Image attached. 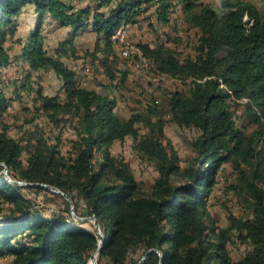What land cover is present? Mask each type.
<instances>
[{"label": "trees", "instance_id": "obj_1", "mask_svg": "<svg viewBox=\"0 0 264 264\" xmlns=\"http://www.w3.org/2000/svg\"><path fill=\"white\" fill-rule=\"evenodd\" d=\"M176 3L185 21L200 31L196 56L180 60L163 44L138 49L161 74L191 80L187 93L172 92L167 100L172 121L198 133L191 143L194 157L184 168L164 143L165 121L156 108L119 119L115 99L78 87L75 72L47 54L41 35L48 18L73 37L90 28L112 50L118 27L136 23L151 5L166 22ZM26 6H32L38 23L22 58L31 71L52 70L64 96L42 97L38 91L40 109L50 122L58 124L59 117L75 122L76 140L66 159L58 141L50 144L35 134L23 144L9 137L2 121L8 103L0 93V170L37 185L15 186L0 174V256L12 257L11 264H89L97 235L64 215L44 217L22 191L40 193L47 185L67 195L75 212L83 204V216L96 218L105 238L98 264H139L130 259L137 251L140 264H264V18L257 7L244 0H221L218 9L201 0H92L84 7L74 0H0V66L8 63L2 46L15 34V18ZM107 75L115 79L110 69ZM236 103L243 106L249 129L237 126ZM127 137L158 174L148 190L140 187L130 164L111 152ZM224 165L237 175L232 188L248 216L228 215L222 230L206 204ZM66 208L69 213L68 203ZM232 236L249 246L239 260L228 250Z\"/></svg>", "mask_w": 264, "mask_h": 264}, {"label": "rangeland", "instance_id": "obj_2", "mask_svg": "<svg viewBox=\"0 0 264 264\" xmlns=\"http://www.w3.org/2000/svg\"><path fill=\"white\" fill-rule=\"evenodd\" d=\"M201 1L212 9H218L221 3V0ZM244 1L255 5L264 18V0ZM74 2L77 6L84 7L91 4L92 0H74ZM177 8L175 5L172 8L173 13H168L166 22H163L158 19L155 5H151L145 13L138 16L136 23L125 24L126 43L118 46L112 43V50H108L105 43L90 28L79 31L73 37L70 35L69 28H59L48 18L45 19L41 35L47 54L51 57H59L67 68L75 72L78 87L115 99V114L119 119L127 120L135 113L143 114L149 108H156L157 113L165 121L164 143L175 151L181 167L184 168L194 157L191 143L198 133L193 128L180 127L172 121L167 100L172 92L187 93L191 80L171 79L164 75L163 80H160L162 74L155 67L142 64L133 55L125 58L120 53L125 47L138 49L139 44H148L151 47L163 44L180 60L194 58L200 31L189 25L180 11L181 8ZM15 19V34L7 37L2 46L8 56V63L0 66V93L8 103L7 110L2 115L3 124L7 126V135L23 144L27 142L30 135L35 134L47 138L50 144L58 141L60 153L69 159L73 154V142L76 140L75 122L67 117V120L59 117L58 124L50 122L40 109L38 98V91H41L42 97L59 96L60 100H64L61 91L62 82L52 70L37 72L29 70L22 58V48L28 36L34 34L38 23L33 16L32 6H26ZM107 69H110L115 76L114 80L109 79ZM232 108L235 111L234 118L237 126L241 129H249L251 124L245 119L243 106L236 103L232 105ZM140 132L144 134L145 130L140 127ZM133 145V140L127 137L123 142L114 143L111 152L116 158L130 164L140 187L148 190L158 174L153 164L141 158ZM22 159L25 163L26 153H23ZM0 174L6 180L9 178L11 181L21 182L11 179L5 168L0 170ZM236 179L237 175L232 168L224 165L216 176V184L207 200L206 207L210 218L222 230L229 224L228 215L238 218L248 216L246 204L232 188L236 185ZM13 185L22 188L37 186ZM44 188L48 191L40 193L26 189L22 191L38 206L44 217L64 215L77 227L96 234L93 221L82 214L83 204H80L79 210L75 212L73 203L71 206L64 196ZM67 203L70 205L69 213L66 211ZM8 210L10 208L5 206L4 212ZM248 249L247 244H243L234 236L231 237L228 250L233 260L241 259ZM94 253L90 254L89 260ZM141 256V251H137L131 254L130 259L137 260L140 264ZM11 262L12 257L0 256V264H11ZM95 262L98 264L97 255Z\"/></svg>", "mask_w": 264, "mask_h": 264}, {"label": "bare ground", "instance_id": "obj_3", "mask_svg": "<svg viewBox=\"0 0 264 264\" xmlns=\"http://www.w3.org/2000/svg\"><path fill=\"white\" fill-rule=\"evenodd\" d=\"M174 4V3H173ZM173 7V6H172ZM180 8L179 7V5H178V3H176V8ZM177 8V9H178ZM171 11H172V9H170ZM181 11V10H180ZM175 12V11H174ZM173 13V12H172ZM171 13V14H172ZM179 13V12H178ZM172 16V15H171ZM176 17H177V15H176ZM126 31H127V28H126V26L125 25H123V26H120V27H118L115 31H114V33H113V35H112V37H111V41H112V43L113 44H116L117 46L118 45H123V44H125L126 43V37H127V33H126ZM132 44V43H131ZM133 45V44H132ZM136 45V44H135ZM136 47V46H135ZM118 50V49H117ZM121 51V50H120ZM119 51V52H120ZM122 55L124 54V53H126V58H129V57H131L132 55L133 56H135L136 58H138V60L142 63V64H144V65H147V64H149L150 65V67L152 66L151 65V63L147 60V59H145L143 56H142V54L139 52V50L138 49H134V48H132V47H125L124 48V50L123 51H121L120 52ZM139 66V65H138ZM139 67H141V66H139ZM145 68H146V66H145ZM148 71V70H147ZM143 73V72H142ZM157 75V74H156ZM163 75L164 76H169V75H166V74H162L161 75V79L160 80H163ZM159 77V76H158ZM169 77H171V76H169ZM157 79V78H156ZM171 79H172V77H171ZM168 80V79H167ZM156 81V80H155ZM171 81V80H170ZM168 82V81H167Z\"/></svg>", "mask_w": 264, "mask_h": 264}, {"label": "water", "instance_id": "obj_4", "mask_svg": "<svg viewBox=\"0 0 264 264\" xmlns=\"http://www.w3.org/2000/svg\"><path fill=\"white\" fill-rule=\"evenodd\" d=\"M5 170L7 171L6 168H5ZM7 181L9 183L17 184V185H33V184H27V183H23V182L22 183L21 182H14V181H11L9 178H7ZM41 186H44V187H46L48 189H51L54 193H57V194H60V195L64 196L67 199V201L70 203V205L72 206L71 199L67 195H65L63 192H61L60 190H58V189H56L54 187H51V186H47V185H41ZM89 219H91L93 221V223H94L95 232H96V235H97V238H98V241H99L98 248L95 251L94 255L91 256V258L89 260V264H96V262H95L96 255L97 256L99 255V253L101 251V248H102V245L105 242V238H104L103 234L100 232L99 224H98L96 218L95 217H89ZM150 252H155L161 257V254L158 251H156V250L155 251L151 250V251H149V253Z\"/></svg>", "mask_w": 264, "mask_h": 264}, {"label": "built area", "instance_id": "obj_5", "mask_svg": "<svg viewBox=\"0 0 264 264\" xmlns=\"http://www.w3.org/2000/svg\"><path fill=\"white\" fill-rule=\"evenodd\" d=\"M126 33H127V31H126ZM123 56L126 58V53H124Z\"/></svg>", "mask_w": 264, "mask_h": 264}]
</instances>
